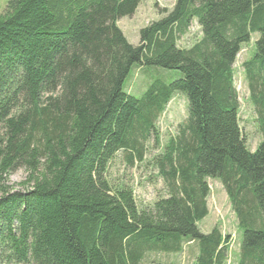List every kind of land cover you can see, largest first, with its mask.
Masks as SVG:
<instances>
[{"label":"trees","instance_id":"trees-1","mask_svg":"<svg viewBox=\"0 0 264 264\" xmlns=\"http://www.w3.org/2000/svg\"><path fill=\"white\" fill-rule=\"evenodd\" d=\"M139 3L6 0L0 11V264H139L185 242L196 248L193 264H225L228 237L197 225L208 179L237 218L235 264H264V0H174L133 45L117 21ZM192 21L200 37L180 48ZM254 33L242 66L262 140L250 151L232 66ZM134 65L180 76L147 71L135 97L123 87ZM175 92L187 98L186 118L148 160L165 195L138 205L109 167L118 154L143 163ZM18 169L26 175L14 189L7 178Z\"/></svg>","mask_w":264,"mask_h":264},{"label":"rangeland","instance_id":"rangeland-1","mask_svg":"<svg viewBox=\"0 0 264 264\" xmlns=\"http://www.w3.org/2000/svg\"><path fill=\"white\" fill-rule=\"evenodd\" d=\"M6 0H0V11L5 8ZM174 0H140L135 11L118 19L117 24L129 43L137 45L139 30L149 23L161 18L169 11ZM195 20V19H194ZM200 28L195 21L185 34L180 36L177 45L180 48L189 47L200 37ZM258 34H251L249 40L243 43L233 63V85L239 103L238 124L246 146L254 151L261 142L262 136L258 127L257 112L250 99L249 87L245 77L243 62L248 60L253 53V44ZM161 70L169 75L180 76L178 70L161 69L156 67H140L134 65L126 77L123 87L129 94L138 97L145 89L147 80L152 72ZM151 72L150 74L148 72ZM187 115V98L180 92H175L165 107V110L155 120V134L146 143V153L143 163L135 162L129 165L124 158L119 156L111 163L108 177L113 183H125L133 188V193L138 205L149 204L155 199L165 195V188L154 171L148 166V160L161 152L162 146L168 137L175 133L179 122ZM25 172L15 170L8 176V183L14 189H20L19 182L24 180ZM210 193L207 198V215L197 225L203 233L209 232L212 227L218 226L223 235L228 237L226 242L225 264H235L240 251L241 232L237 218L231 208L226 192L221 183L216 179H208ZM196 248L191 242L183 244L180 253L151 252L144 255L139 264H155L158 261L173 262L175 264H193Z\"/></svg>","mask_w":264,"mask_h":264}]
</instances>
